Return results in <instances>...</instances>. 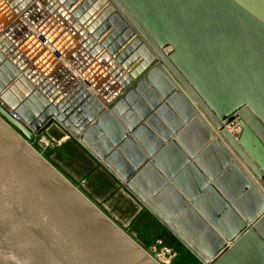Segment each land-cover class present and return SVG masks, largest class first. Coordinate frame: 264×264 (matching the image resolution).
Returning <instances> with one entry per match:
<instances>
[{"label": "water", "instance_id": "water-1", "mask_svg": "<svg viewBox=\"0 0 264 264\" xmlns=\"http://www.w3.org/2000/svg\"><path fill=\"white\" fill-rule=\"evenodd\" d=\"M53 124L200 264H264V0H0V264H160Z\"/></svg>", "mask_w": 264, "mask_h": 264}, {"label": "rangeland", "instance_id": "rangeland-1", "mask_svg": "<svg viewBox=\"0 0 264 264\" xmlns=\"http://www.w3.org/2000/svg\"><path fill=\"white\" fill-rule=\"evenodd\" d=\"M32 146L152 258L168 250L169 264H199L58 126L36 136Z\"/></svg>", "mask_w": 264, "mask_h": 264}, {"label": "built area", "instance_id": "built-area-1", "mask_svg": "<svg viewBox=\"0 0 264 264\" xmlns=\"http://www.w3.org/2000/svg\"><path fill=\"white\" fill-rule=\"evenodd\" d=\"M168 250H163L159 255L155 256V260L160 264H169L171 256H168Z\"/></svg>", "mask_w": 264, "mask_h": 264}, {"label": "trees", "instance_id": "trees-1", "mask_svg": "<svg viewBox=\"0 0 264 264\" xmlns=\"http://www.w3.org/2000/svg\"><path fill=\"white\" fill-rule=\"evenodd\" d=\"M184 249V248H183ZM185 250V249H184ZM185 252H187L186 250H185ZM188 253V252H187ZM189 254V253H188ZM189 255H191V254H189ZM192 256V255H191ZM193 257V256H192ZM194 258V257H193ZM195 259V258H194ZM198 262V261H197ZM199 263V262H198ZM200 264V263H199Z\"/></svg>", "mask_w": 264, "mask_h": 264}, {"label": "bare ground", "instance_id": "bare-ground-1", "mask_svg": "<svg viewBox=\"0 0 264 264\" xmlns=\"http://www.w3.org/2000/svg\"><path fill=\"white\" fill-rule=\"evenodd\" d=\"M232 130H235V131H236V129H235V128H232Z\"/></svg>", "mask_w": 264, "mask_h": 264}, {"label": "flooded vegetation", "instance_id": "flooded-vegetation-1", "mask_svg": "<svg viewBox=\"0 0 264 264\" xmlns=\"http://www.w3.org/2000/svg\"><path fill=\"white\" fill-rule=\"evenodd\" d=\"M164 229V228H163ZM165 230V229H164ZM166 231V230H165ZM168 233V232H167ZM172 237V236H171ZM173 238V237H172ZM174 239V238H173Z\"/></svg>", "mask_w": 264, "mask_h": 264}, {"label": "crops", "instance_id": "crops-1", "mask_svg": "<svg viewBox=\"0 0 264 264\" xmlns=\"http://www.w3.org/2000/svg\"><path fill=\"white\" fill-rule=\"evenodd\" d=\"M96 162V161H95Z\"/></svg>", "mask_w": 264, "mask_h": 264}]
</instances>
